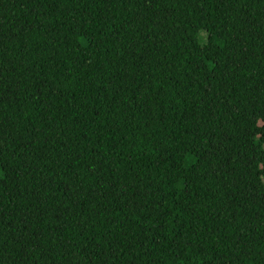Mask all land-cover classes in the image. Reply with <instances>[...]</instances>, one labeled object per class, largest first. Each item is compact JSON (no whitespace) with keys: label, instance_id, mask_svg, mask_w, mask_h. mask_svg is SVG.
<instances>
[{"label":"trees","instance_id":"16d2710c","mask_svg":"<svg viewBox=\"0 0 264 264\" xmlns=\"http://www.w3.org/2000/svg\"><path fill=\"white\" fill-rule=\"evenodd\" d=\"M0 264H264V0H0Z\"/></svg>","mask_w":264,"mask_h":264}]
</instances>
